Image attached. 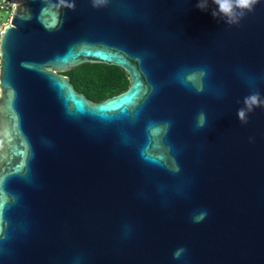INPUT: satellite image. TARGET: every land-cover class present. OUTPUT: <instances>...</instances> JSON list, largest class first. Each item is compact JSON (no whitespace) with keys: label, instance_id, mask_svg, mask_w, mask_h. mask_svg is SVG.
Listing matches in <instances>:
<instances>
[{"label":"water","instance_id":"1","mask_svg":"<svg viewBox=\"0 0 264 264\" xmlns=\"http://www.w3.org/2000/svg\"><path fill=\"white\" fill-rule=\"evenodd\" d=\"M197 3L15 0L0 41V264H264V108L237 116L264 98V0L232 26ZM83 63L129 83L92 101L63 73Z\"/></svg>","mask_w":264,"mask_h":264},{"label":"clouds","instance_id":"2","mask_svg":"<svg viewBox=\"0 0 264 264\" xmlns=\"http://www.w3.org/2000/svg\"><path fill=\"white\" fill-rule=\"evenodd\" d=\"M108 0H91V4L93 8L100 9L107 6ZM212 3L217 5L218 8L214 9L211 12L213 18L223 20L227 25H239L241 19L245 16L246 12H252L254 6L258 3V0H212ZM209 6V0H198L197 8L201 11H207ZM72 10H75V4L73 3L71 6ZM199 75L201 77H206L208 75V69L201 68L199 70ZM188 81L194 79L192 75H188L186 78ZM181 83H184V80H181ZM197 93H201L204 91L203 86L197 87L195 89ZM243 107L237 110V116L241 124L246 125L249 120V114L254 111L255 108H264V98L261 97L259 91H255L250 95H247L243 99ZM207 123L206 113L201 110L197 117L195 128L201 129L204 128ZM166 127H170V122H166ZM250 142H253L252 138H249ZM207 216V211H200L198 214L193 215L192 220L194 223H200ZM186 249L181 247L178 248L173 253L174 259H180L182 255L185 253Z\"/></svg>","mask_w":264,"mask_h":264},{"label":"trees","instance_id":"3","mask_svg":"<svg viewBox=\"0 0 264 264\" xmlns=\"http://www.w3.org/2000/svg\"><path fill=\"white\" fill-rule=\"evenodd\" d=\"M63 73L77 91L95 101L120 92L129 83L125 73L113 65L83 63Z\"/></svg>","mask_w":264,"mask_h":264},{"label":"built area","instance_id":"4","mask_svg":"<svg viewBox=\"0 0 264 264\" xmlns=\"http://www.w3.org/2000/svg\"><path fill=\"white\" fill-rule=\"evenodd\" d=\"M15 0H0V41L4 28L10 22Z\"/></svg>","mask_w":264,"mask_h":264},{"label":"flooded vegetation","instance_id":"5","mask_svg":"<svg viewBox=\"0 0 264 264\" xmlns=\"http://www.w3.org/2000/svg\"><path fill=\"white\" fill-rule=\"evenodd\" d=\"M86 96V95H85ZM87 98H89V97H87ZM89 99H91V98H89ZM92 100V99H91ZM92 101H95V100H92Z\"/></svg>","mask_w":264,"mask_h":264}]
</instances>
